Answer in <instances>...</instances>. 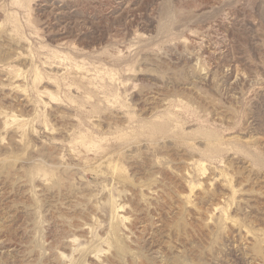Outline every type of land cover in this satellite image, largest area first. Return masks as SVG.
<instances>
[{"label": "rangeland", "instance_id": "rangeland-1", "mask_svg": "<svg viewBox=\"0 0 264 264\" xmlns=\"http://www.w3.org/2000/svg\"><path fill=\"white\" fill-rule=\"evenodd\" d=\"M0 264H264V0H0Z\"/></svg>", "mask_w": 264, "mask_h": 264}, {"label": "bare ground", "instance_id": "bare-ground-1", "mask_svg": "<svg viewBox=\"0 0 264 264\" xmlns=\"http://www.w3.org/2000/svg\"><path fill=\"white\" fill-rule=\"evenodd\" d=\"M67 61V60H66Z\"/></svg>", "mask_w": 264, "mask_h": 264}]
</instances>
